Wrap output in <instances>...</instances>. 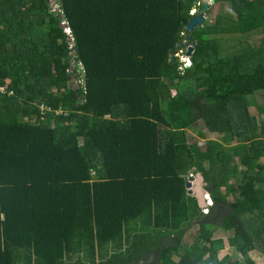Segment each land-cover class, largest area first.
Returning a JSON list of instances; mask_svg holds the SVG:
<instances>
[{
  "label": "trees",
  "instance_id": "16d2710c",
  "mask_svg": "<svg viewBox=\"0 0 264 264\" xmlns=\"http://www.w3.org/2000/svg\"><path fill=\"white\" fill-rule=\"evenodd\" d=\"M202 6L0 0V264H258L264 0H214L188 32ZM199 122L218 138L190 141Z\"/></svg>",
  "mask_w": 264,
  "mask_h": 264
},
{
  "label": "rangeland",
  "instance_id": "374dc122",
  "mask_svg": "<svg viewBox=\"0 0 264 264\" xmlns=\"http://www.w3.org/2000/svg\"><path fill=\"white\" fill-rule=\"evenodd\" d=\"M52 3H53V6L56 7V0H51ZM210 3V1H209ZM57 9V7H56ZM223 10H228L229 11V8L227 9V7L225 6H215V8L213 9L212 13L210 14H207L206 13V16L207 18L206 19H211L213 18V15L218 13V12H221ZM199 11V10H198ZM192 13H197V11H192ZM63 25V23H62ZM65 30V29H64ZM69 35V34H67ZM71 35H69V39H72L73 38L71 37ZM247 41L249 44L251 45H254V44H257L259 39L257 36H248L247 38ZM71 42V41H70ZM228 43V42H226ZM230 45H238V42L237 41H231V43H229ZM71 45H73V43L71 42ZM175 57H178L180 61H187L184 57L185 55L183 53H181L180 51H178L177 53L174 54ZM188 63V62H186ZM76 82H80L79 80H77ZM255 100L257 103L261 104L263 101H264V95H257V96H254ZM250 113L252 115V118L253 117H257V120H258V116L260 117H264V113L259 115V113H257V110L254 106H250ZM258 115V116H257ZM196 128V131H193L192 129H189V133L191 134V140L190 141H198L199 142V145L202 146L204 144V139L206 138H211V139H215V138H218V135L217 133L215 132H209L205 127L204 125L199 122L196 124L195 126ZM264 158V157H263ZM193 186H194V181L192 180V189H193ZM229 200H231V198L229 197ZM196 230L195 227H192L189 231L191 232H194ZM214 236L218 237H223V240H224V243H225V247L218 253V256L221 258L223 257L225 254H231V248L229 247L227 241H226V234L222 233V231L220 229H216L214 230ZM187 241V242H190L192 239L190 237V235H188V233L185 234V236L183 237V242ZM252 258L258 263V264H264V254H262L260 251H253L252 253H250Z\"/></svg>",
  "mask_w": 264,
  "mask_h": 264
},
{
  "label": "water",
  "instance_id": "95a60500",
  "mask_svg": "<svg viewBox=\"0 0 264 264\" xmlns=\"http://www.w3.org/2000/svg\"><path fill=\"white\" fill-rule=\"evenodd\" d=\"M210 1V3H209ZM214 0H203V6L201 11H197L195 15L188 21L186 25V30L188 32H192L196 26H200L203 21H204V14L207 11V8L209 4H213ZM64 28L65 25L63 24ZM191 40V36L188 35L185 39L184 45L186 47V56L189 58L193 52V43L189 42ZM181 65L183 64L182 62L180 63ZM75 65H79V62H75ZM192 180L194 181V186L193 189L191 188L190 191H192L193 195L197 199V204L200 208H205L206 207V201L204 199V192L206 191L207 193L208 190L205 188L206 186V181H204V178L200 172H197L194 176H189V180L186 182V186H191L192 185Z\"/></svg>",
  "mask_w": 264,
  "mask_h": 264
},
{
  "label": "built area",
  "instance_id": "2783aa9c",
  "mask_svg": "<svg viewBox=\"0 0 264 264\" xmlns=\"http://www.w3.org/2000/svg\"><path fill=\"white\" fill-rule=\"evenodd\" d=\"M63 24L65 25V32H66V34H69V35H71V31H70V29L67 27V23L66 22H63ZM72 37V36H71ZM73 38V37H72ZM187 61H181L186 67H188L189 65H190V61H189V58L188 57H184ZM186 62H188V63H186ZM0 92L1 93H5V92H7V90H6V87L5 86H3V85H0ZM9 94H12V91H9ZM47 109H49L46 105H44V104H41L40 105V111L43 113V112H45ZM204 212H207V209L206 208H203L202 209Z\"/></svg>",
  "mask_w": 264,
  "mask_h": 264
},
{
  "label": "clouds",
  "instance_id": "9594fccd",
  "mask_svg": "<svg viewBox=\"0 0 264 264\" xmlns=\"http://www.w3.org/2000/svg\"><path fill=\"white\" fill-rule=\"evenodd\" d=\"M65 29V28H64ZM72 42H73V40H72ZM204 199H205V201L207 202L206 203V209H207V212H208V207L212 204V201H211V198H210V195H209V193H207L206 191L204 192ZM203 208H201V210H202ZM202 212L203 213H207V212H204L203 210H202Z\"/></svg>",
  "mask_w": 264,
  "mask_h": 264
}]
</instances>
